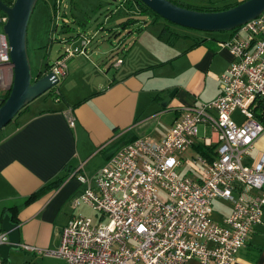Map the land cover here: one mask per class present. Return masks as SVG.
I'll return each instance as SVG.
<instances>
[{
    "label": "built area",
    "instance_id": "2783aa9c",
    "mask_svg": "<svg viewBox=\"0 0 264 264\" xmlns=\"http://www.w3.org/2000/svg\"><path fill=\"white\" fill-rule=\"evenodd\" d=\"M61 2L55 0L54 8ZM5 21L0 11V26ZM76 35L78 44L61 50L44 70L53 73L55 85L65 75L69 58L88 54L92 37ZM69 40L64 37L60 42ZM218 46L228 49L231 60L218 77L213 99L179 108L160 140L136 138L92 174L83 172V164L67 174L82 187L71 198V209L84 204L97 222L74 214L61 228L55 249L27 244H19V249L63 258L67 264L234 262L264 216V153L251 159L254 143L264 131L253 113L257 105H264V10ZM124 49L120 41L115 51L121 54ZM109 62L116 67L122 59ZM12 76L9 44L2 31L0 105ZM235 111L241 122L233 119ZM66 117L73 126V116ZM200 124L208 126L211 136L198 137ZM197 145L213 146L210 159L196 151ZM184 167L187 172L180 174ZM216 198L230 205L218 221L212 218L211 207ZM6 241V233L0 232V245Z\"/></svg>",
    "mask_w": 264,
    "mask_h": 264
},
{
    "label": "crops",
    "instance_id": "0c3cea01",
    "mask_svg": "<svg viewBox=\"0 0 264 264\" xmlns=\"http://www.w3.org/2000/svg\"><path fill=\"white\" fill-rule=\"evenodd\" d=\"M179 1L221 8L243 0ZM182 36L167 45V36L163 40L164 35L160 37L156 30L145 27L129 43V49H124L125 54L121 53L118 66L110 62L106 65L101 82L92 83V88L78 95L77 87H69L72 78L68 77L73 71L65 69L59 98L32 111L27 107L11 127L2 129L0 232H4L3 217L7 215L17 224L19 244L55 249L61 228L70 216L78 214L77 209H71L70 200L82 187L75 179L67 178L70 171L83 164V172L92 174L126 141L139 137L160 140L179 108L211 100L218 94V77L231 60L228 49L218 46L224 40L212 35L191 39ZM110 67L115 69L112 75ZM69 114L73 126L67 123ZM200 131L211 136L206 124L198 127V137H204ZM263 153L264 131L254 143L252 161ZM57 177H64L58 187L27 202L32 193ZM14 207L16 223L9 212ZM262 223L254 227L231 264H264V233L257 228ZM6 237L4 244L8 243L7 233ZM18 251L21 260L16 264L24 260L31 264H67L63 258ZM0 264L5 263L0 259Z\"/></svg>",
    "mask_w": 264,
    "mask_h": 264
},
{
    "label": "rangeland",
    "instance_id": "374dc122",
    "mask_svg": "<svg viewBox=\"0 0 264 264\" xmlns=\"http://www.w3.org/2000/svg\"><path fill=\"white\" fill-rule=\"evenodd\" d=\"M54 3L55 0H37L28 19L26 45L31 74L34 78L38 71H43L45 64L51 65L58 58L61 50L73 43V46L77 45L79 41L77 33L88 38L92 37L88 56L76 55L66 61V70L70 69V72L73 71L68 77V79L72 78L69 87H77L78 91L76 94L78 95L82 94L83 90L86 91L89 87L92 88V83L102 81V75L109 61L118 57L121 58V54H116L115 51L116 48H119L120 41L122 47L128 50L133 39L138 34V27L146 25L145 27L148 31L156 30V33L159 34L166 23L162 18L152 22L154 17L151 14H139L138 6L132 0H62L59 8H54ZM128 3L134 5L131 10L126 8ZM128 14H131L137 23L126 26V29H124L122 22L125 21ZM167 25L170 30L189 36V39L191 37L202 38L212 35L224 40L227 37L226 35L230 33V31L204 32L174 24L167 23ZM125 31H130L129 35H126ZM1 32L2 26H0ZM163 33L164 40L168 33ZM64 37H68L70 40L66 43L60 42ZM129 43L131 44L129 45ZM122 58L126 60V56H122ZM114 72L115 69L110 67L109 75ZM61 80L56 85H53L52 94L46 91L33 99L28 104L29 111H32L37 106H43L45 102L48 104L53 103L55 98H59ZM55 90L58 91V94H55ZM237 113H234L232 117L235 121L241 122L242 117ZM19 117L17 116V118ZM163 120L166 122L165 118ZM12 124L10 122L3 128L5 129ZM204 135L201 134V136ZM186 172V167L179 171L180 174ZM211 207L213 209L212 218L218 221L225 214L229 203L216 198L212 201ZM77 210L79 215L86 217L91 223L97 222L94 212L86 205H79ZM257 228L261 234L264 233V217L262 225Z\"/></svg>",
    "mask_w": 264,
    "mask_h": 264
},
{
    "label": "water",
    "instance_id": "95a60500",
    "mask_svg": "<svg viewBox=\"0 0 264 264\" xmlns=\"http://www.w3.org/2000/svg\"><path fill=\"white\" fill-rule=\"evenodd\" d=\"M36 1L12 0L7 4L0 0V11L6 16L2 31L9 44V57L13 65L11 87L7 98L0 105V130L12 121L23 107L56 83L51 71L47 73L38 71L34 78L31 74L27 56L26 28ZM140 1L162 19L174 25L204 32L232 31L256 18L264 10V0H243L217 11L190 9L170 0ZM2 230L8 235V243L0 245V259L5 264H16L21 260L16 254L19 252L17 224H13L5 215ZM20 264L31 263L24 260Z\"/></svg>",
    "mask_w": 264,
    "mask_h": 264
},
{
    "label": "trees",
    "instance_id": "16d2710c",
    "mask_svg": "<svg viewBox=\"0 0 264 264\" xmlns=\"http://www.w3.org/2000/svg\"><path fill=\"white\" fill-rule=\"evenodd\" d=\"M3 1H4L5 3H7V4H10V3L12 2V0H3ZM132 1L135 2V5L138 6V8H139V11H138L139 14H146V13H147V14H151V15L154 17V19H153L152 22H156L158 19L161 18L159 15H157V14L154 13L152 10H150L146 5H144L140 0H132ZM170 1H172L173 3H175V4H177V5H180V6H182V7H186V8H190V9H196V10H201V11H217V10H221V9H225V8H228V7H229V6H225V7H221V8H216V7H212V6H192V5H189V4H185L184 2L179 1V0H170ZM132 7H134V5H132V4H130V3H128V4L126 5V8H127L128 10H131ZM165 22H166V23H165L164 26L162 27V29H161V31H160V33H159V36L161 37V36H163V34H164L163 32H167L168 35H167V37H166V39H165V43H166L167 45H172V44L175 42V40H177L179 37H183V36L180 35L179 33L175 32V31L169 29L167 23H168V24H172V23H170V22H168V21H166V20H165ZM135 23H137V22H136V19L133 18V16H132L131 14H128L127 17H126V19H125V21L122 22V27H123L124 29H126V26L133 25V24H135ZM145 26H146V25H143V26L138 27V28H137V32L143 30V28H145ZM235 29H236V28H235ZM235 29H234V30H235ZM234 30H232L231 32H234ZM129 33H130V31H128V33H127L126 35H129ZM196 43H198V41H197ZM48 66H49L48 64H45V65H44V69H46ZM54 85H55V84H54ZM52 88H54V86H52V87L47 91V93L52 94V93H53V92L51 91ZM8 93H9V91H7V92L5 93L2 102H4V100L7 98ZM81 102H82V101H79V102L73 104L72 108L75 107V106H77V105H79ZM27 107H28V105H26L25 107H23V108L19 111V113L16 115V117H15L14 119H16L17 116H19L21 113H23V112L27 109ZM263 109H264V105L259 104V105H257V106L253 109V113H254L255 118H256L259 122H261V123L264 124V112H263V114H261V111H262ZM14 119H13V120H14ZM13 120H12V121H13ZM12 121H10V122H12ZM10 122H9V123H10ZM1 131H2V130H1ZM1 131H0V132H1ZM130 141H133V139L130 140ZM130 141H128V142H130ZM128 142L126 141V142H124L123 144H120V145L114 150V152H115L118 148H120L121 146L125 145V144L128 143ZM212 147H213V146H212ZM212 147H204V146H202V145H197L195 148H196V151H197L199 154H201V155L205 156L206 158L210 159V157L208 156V152L211 151ZM114 152H112V154H113ZM63 178H64V177H57L56 179H54V180L51 181L50 183H47L44 187H42L41 189H39V190L35 191L34 193H32V194L28 197L27 202L30 201V200H32V199H35V198L41 196L42 194H44L45 192H47V191H49V190L55 189L56 187H58V186L61 184V182L63 181ZM16 210H17L16 207L9 209L10 216H11V220H12L13 222H15V223H16Z\"/></svg>",
    "mask_w": 264,
    "mask_h": 264
},
{
    "label": "flooded vegetation",
    "instance_id": "af4514ba",
    "mask_svg": "<svg viewBox=\"0 0 264 264\" xmlns=\"http://www.w3.org/2000/svg\"><path fill=\"white\" fill-rule=\"evenodd\" d=\"M2 104V103H1Z\"/></svg>",
    "mask_w": 264,
    "mask_h": 264
}]
</instances>
